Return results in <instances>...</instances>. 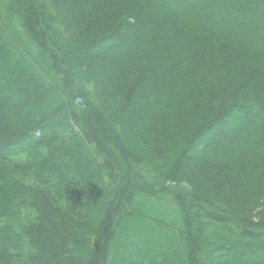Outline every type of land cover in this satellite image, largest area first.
<instances>
[{
  "label": "trees",
  "instance_id": "trees-1",
  "mask_svg": "<svg viewBox=\"0 0 264 264\" xmlns=\"http://www.w3.org/2000/svg\"><path fill=\"white\" fill-rule=\"evenodd\" d=\"M147 1L0 0V264H264V0Z\"/></svg>",
  "mask_w": 264,
  "mask_h": 264
},
{
  "label": "rangeland",
  "instance_id": "rangeland-1",
  "mask_svg": "<svg viewBox=\"0 0 264 264\" xmlns=\"http://www.w3.org/2000/svg\"><path fill=\"white\" fill-rule=\"evenodd\" d=\"M231 3L234 1V0H229ZM151 2H152V0H148L147 1V3H150L151 4ZM247 7V9L248 10H251V11H253L254 12V8H253V6H250V5H246ZM257 10V9H256ZM261 11V12H260ZM183 12L185 13V16H188L190 13H188V12H191L190 10H188V9H184L183 10ZM258 12H260L259 14H258ZM255 14H258L259 16L260 15H264V8L263 9H258L254 14H253V16L255 15ZM235 16H237V18H244V16H242V14H237V15H235ZM253 16H249V19L251 20L252 19V17ZM246 17V16H245ZM205 20V19H204ZM208 21V20H207ZM207 24H208V26L210 27V28H213V22L212 21H208V22H206ZM47 24H48V22H47ZM49 26H51L52 28H56L57 27V25H56V23H53V22H51L50 24H49ZM228 31L231 33V34H235L236 33V31H235V29H234V27L233 26H231V25H228ZM253 32H255L256 34H259V33H262V32H264V27H262L261 29H253ZM37 77V76H36ZM131 146H134V144H129V147H131ZM125 210L126 211H131L132 209H131V205L130 204H127L126 206H125ZM258 208H255L252 212H250V215H251V217L252 218H254V216H255V214L258 212ZM133 225H134V223H133ZM130 253V252H129ZM131 254H129V256H130Z\"/></svg>",
  "mask_w": 264,
  "mask_h": 264
}]
</instances>
